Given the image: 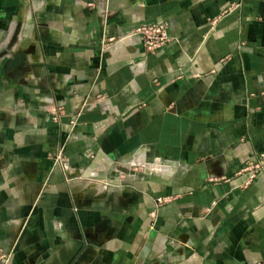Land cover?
<instances>
[{
    "label": "crops",
    "instance_id": "1",
    "mask_svg": "<svg viewBox=\"0 0 264 264\" xmlns=\"http://www.w3.org/2000/svg\"><path fill=\"white\" fill-rule=\"evenodd\" d=\"M156 20L170 41L155 53L107 41ZM59 148L111 183L66 180ZM261 152L264 0H0L8 264H253L264 175L240 171Z\"/></svg>",
    "mask_w": 264,
    "mask_h": 264
},
{
    "label": "built area",
    "instance_id": "2",
    "mask_svg": "<svg viewBox=\"0 0 264 264\" xmlns=\"http://www.w3.org/2000/svg\"><path fill=\"white\" fill-rule=\"evenodd\" d=\"M213 23L216 22L212 20ZM125 38H140L142 47L147 53H155L156 51L162 49L170 41L168 35V24L163 20H156L154 22H148L141 24L134 28L131 33L125 37H114L108 36V42H123ZM60 114L55 112L54 120H59ZM54 165L58 167L66 177V180H70L77 176L88 175L99 180V183L103 186H107L108 182L106 177H97L92 171L86 172L84 169H76L72 166L70 158L65 154L64 148H59L55 153L52 154ZM131 157L130 159H132ZM240 173H243L247 176L246 185H249L254 179L259 175H264V152H261L256 157L248 160L242 167ZM114 183H119V180L113 179ZM168 198L159 197L157 198V203L162 204ZM155 223L151 221L150 228L153 229ZM10 256V255H9ZM7 254L0 252V261L3 264H8L10 258ZM253 264H264V258L254 262Z\"/></svg>",
    "mask_w": 264,
    "mask_h": 264
},
{
    "label": "rangeland",
    "instance_id": "3",
    "mask_svg": "<svg viewBox=\"0 0 264 264\" xmlns=\"http://www.w3.org/2000/svg\"><path fill=\"white\" fill-rule=\"evenodd\" d=\"M143 162H138L136 159H135V161H134V159L132 158V159H128L127 160V162L123 165L124 167H126L127 168V170H132V168L133 169H136L137 171H140V172H145V173H160V172H158V171H164V169H165V164L164 163H158L159 165H161V169L159 170H154V169H152V168H148L147 166H148V164L149 165H151V164H153V163H151L152 162V160H150L148 157L145 159V160H142ZM145 165H147V166H145Z\"/></svg>",
    "mask_w": 264,
    "mask_h": 264
},
{
    "label": "bare ground",
    "instance_id": "4",
    "mask_svg": "<svg viewBox=\"0 0 264 264\" xmlns=\"http://www.w3.org/2000/svg\"><path fill=\"white\" fill-rule=\"evenodd\" d=\"M141 158V157H140ZM142 161V160H141ZM143 162V161H142ZM141 163V162H140Z\"/></svg>",
    "mask_w": 264,
    "mask_h": 264
}]
</instances>
